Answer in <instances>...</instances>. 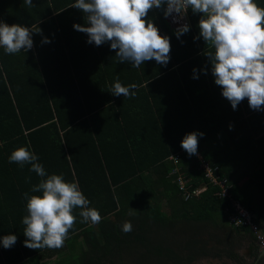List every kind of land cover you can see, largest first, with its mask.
<instances>
[{
	"label": "trees",
	"instance_id": "obj_1",
	"mask_svg": "<svg viewBox=\"0 0 264 264\" xmlns=\"http://www.w3.org/2000/svg\"><path fill=\"white\" fill-rule=\"evenodd\" d=\"M74 2L33 0L29 8L24 0H0V20L42 30L33 34L28 52L8 55L0 47V237L17 236L9 249L0 244V264H125L127 259L132 264H192L210 257L209 240L197 237L198 223L223 231L224 238L210 235L214 245L239 261L235 244L245 236L254 238L247 229L228 224V200L216 197V188L209 186L184 202L173 170L193 178L192 188L205 182L194 155L181 147L185 134L204 133L198 146L202 157L227 178L234 198L257 213L237 181L243 174H264V111L252 110L247 99L233 110L221 95L204 54L211 49L202 37L194 40L199 14L189 9L190 31L178 39L163 11L151 10L148 19L170 38V61L166 67L151 60L135 68L118 63L110 43L89 44L87 34L73 28L87 23L79 9L70 7ZM254 2L264 7V0ZM44 37L51 42L42 43ZM117 76L123 86L137 85L134 97L112 95ZM222 131L239 132L241 143L235 138L234 148L214 151L211 137ZM217 140L224 142L222 136ZM21 146L39 157L47 174L78 183L101 222L81 223L77 208L63 247H25L23 194H38L31 187L42 178L29 171L30 164L21 168L9 162ZM178 153L175 166L168 157ZM258 219L264 228L260 213ZM124 221L131 222V232L122 231ZM221 253L211 256L221 258Z\"/></svg>",
	"mask_w": 264,
	"mask_h": 264
},
{
	"label": "clouds",
	"instance_id": "obj_2",
	"mask_svg": "<svg viewBox=\"0 0 264 264\" xmlns=\"http://www.w3.org/2000/svg\"><path fill=\"white\" fill-rule=\"evenodd\" d=\"M24 4L29 8L34 6L33 0H24ZM70 7L79 9L86 19V24H74L73 28L87 34V43L96 46L110 43L118 63L129 62L135 68L151 60L166 67L170 61V38L160 34L159 28L148 19L149 12L161 9L165 18L171 16L178 21L190 9L193 14L200 15L199 34L194 40L202 37L211 49L204 54L211 65L214 83L221 88V95L230 102L233 110L247 99L252 110L264 111V7L254 0H75ZM189 31L190 25L184 23L174 34L179 39ZM34 33L42 35L36 24L27 27L0 20V47L8 55L22 50L28 52L34 46ZM50 42L47 37L42 39V43ZM196 73L194 68V79L198 78ZM136 88L135 83L123 86L117 76L111 93L131 98L136 95L133 91ZM203 135L197 131L185 134L182 149L189 156L196 155L200 152L199 138ZM8 159L21 168L30 164L29 171L42 178L31 187V192L38 194H23L27 200V214L22 218L25 247L33 250L63 247L76 223L74 211L77 208L81 223L96 225L101 222L99 211L89 207L90 201L79 184L66 181L60 174H47L38 162L39 157L27 147L13 150ZM186 179L190 184L193 178ZM30 180V177L26 178V182L30 183ZM176 188L178 191L177 183ZM122 231H132L130 221L123 222ZM16 241L14 234L0 237V244L5 249L11 248Z\"/></svg>",
	"mask_w": 264,
	"mask_h": 264
},
{
	"label": "built area",
	"instance_id": "obj_3",
	"mask_svg": "<svg viewBox=\"0 0 264 264\" xmlns=\"http://www.w3.org/2000/svg\"><path fill=\"white\" fill-rule=\"evenodd\" d=\"M170 26V29L175 32V29L180 25L187 23L189 24L188 16L186 15L183 19L174 21L170 16L165 18ZM190 25V24H189ZM196 162L198 163L197 169L200 174L203 175L205 182L192 188L189 184V180L183 175L178 173L176 168L173 172L178 173L176 179L178 191L184 201L191 200L193 197L199 196L204 192L209 186L216 188L215 196L220 199L228 200L229 205L224 207V211L227 213V221L230 226L238 229H247L249 235L254 238L260 249H264V229L259 223L258 213L249 210L240 201L236 200L232 194L231 185L229 184L227 178L220 177L218 172V167L211 165L207 162L201 155L197 152L194 155ZM172 163L178 166L179 153L169 157ZM192 180V179H191ZM264 227V226H263Z\"/></svg>",
	"mask_w": 264,
	"mask_h": 264
},
{
	"label": "crops",
	"instance_id": "obj_4",
	"mask_svg": "<svg viewBox=\"0 0 264 264\" xmlns=\"http://www.w3.org/2000/svg\"><path fill=\"white\" fill-rule=\"evenodd\" d=\"M222 136L224 142H218L217 138ZM243 135L239 134V132H234V131H222L219 134H216L215 138L211 137V139H215V147H213L214 151H218L219 147L222 146H227L230 149L235 147L234 139L238 138V143L240 144V137ZM245 136V134H244ZM242 140V139H241ZM224 143L226 145H224ZM210 144H213V142H206L204 146H208ZM212 148V147H211ZM223 154V153H222ZM234 168L237 165H234V161L231 160ZM248 165L253 164L252 162H248ZM264 169V168H263ZM253 174H243L241 175L240 179L237 181V186L240 189V191L243 193L244 197L247 199H250L252 203H255V206L257 208V213H260V217L264 219V174H262V178H259V176H256V180L253 181L252 177L255 176H250ZM258 177V178H257ZM249 180L251 181L249 183ZM254 185V186H253ZM244 187L245 190L243 189ZM254 190V192H252ZM254 201V202H253Z\"/></svg>",
	"mask_w": 264,
	"mask_h": 264
},
{
	"label": "rangeland",
	"instance_id": "obj_5",
	"mask_svg": "<svg viewBox=\"0 0 264 264\" xmlns=\"http://www.w3.org/2000/svg\"><path fill=\"white\" fill-rule=\"evenodd\" d=\"M252 180L255 181L256 180V176L252 177ZM254 186V185H253ZM252 192H254V190H252ZM264 226V225H263ZM196 227L198 228V233H197V237H199L201 235L202 239H205L206 241H208L207 245H206V249H207V253H209L210 257H206V256H202L199 259H197L195 262H193L192 264H237V262L232 261L231 259H229L228 257H226L225 255H223V251L225 249H222L223 247H218L214 245V238H212L210 235H212L213 237H217V238H224L223 237V231H219V230H212L210 228H206V226H204V224L198 223L196 225ZM248 238L247 237H243L242 240L239 243H236L234 248H233V252H235L237 255L239 254L240 256H243L246 264H252L253 261L251 259H248L247 255H246V251L248 249ZM255 244H257L255 242ZM218 252H222L220 257L221 258H214L213 256H211L214 253H218ZM55 260V259H54ZM132 260L127 259V261L125 262V264H132Z\"/></svg>",
	"mask_w": 264,
	"mask_h": 264
},
{
	"label": "flooded vegetation",
	"instance_id": "obj_6",
	"mask_svg": "<svg viewBox=\"0 0 264 264\" xmlns=\"http://www.w3.org/2000/svg\"><path fill=\"white\" fill-rule=\"evenodd\" d=\"M248 249H247V257L248 259H251L253 261L252 264H264V254H263V249H260L257 244H255L254 240H251L248 236ZM237 262V264H246L243 256H240L239 261H234Z\"/></svg>",
	"mask_w": 264,
	"mask_h": 264
},
{
	"label": "water",
	"instance_id": "obj_7",
	"mask_svg": "<svg viewBox=\"0 0 264 264\" xmlns=\"http://www.w3.org/2000/svg\"><path fill=\"white\" fill-rule=\"evenodd\" d=\"M262 252H263V254H264V250H263Z\"/></svg>",
	"mask_w": 264,
	"mask_h": 264
}]
</instances>
